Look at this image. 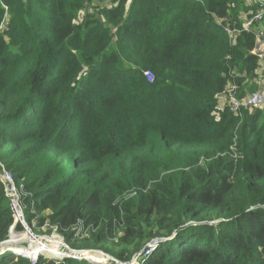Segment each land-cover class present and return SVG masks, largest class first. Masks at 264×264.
Segmentation results:
<instances>
[{"label":"trees","instance_id":"trees-1","mask_svg":"<svg viewBox=\"0 0 264 264\" xmlns=\"http://www.w3.org/2000/svg\"><path fill=\"white\" fill-rule=\"evenodd\" d=\"M93 1L0 0V159L28 218L121 263L264 264V104L220 96L234 72L254 89L255 34L217 20L264 0H96L81 19ZM12 224L0 180V242Z\"/></svg>","mask_w":264,"mask_h":264},{"label":"built area","instance_id":"built-area-1","mask_svg":"<svg viewBox=\"0 0 264 264\" xmlns=\"http://www.w3.org/2000/svg\"><path fill=\"white\" fill-rule=\"evenodd\" d=\"M258 9L251 17L246 19L240 28L235 22L230 25V19L228 17L217 18L218 22L222 24L223 28L229 35L237 32H253L255 34V45L250 50L251 54L256 55L259 58V67L256 75L252 78L255 83L257 81L259 86L258 91H254L250 94L247 92L243 94V90L238 82L237 73H231L229 82L227 84L224 94L220 95L221 100L226 102L229 109L237 114L242 115V108L249 106L251 109L260 108L264 104V95L259 91L264 90V28L259 25L261 17L264 14V6ZM7 9L8 7L5 6ZM94 10L90 4L86 5V9L80 14V18L83 19L86 13ZM4 28H7V22L3 24ZM146 78L149 81H153L155 75L153 71H144ZM0 180L4 185L6 196L10 200L11 209L13 213V224L10 226L8 236L6 239L0 242V256L12 255L14 257L27 258L31 264H38L40 259H47L55 264L65 263L66 259L73 258L79 260H87L100 264H141L140 256L136 254L130 262L121 263L114 259L109 254L101 250H79L69 246L67 239L63 231H60L57 225L51 224L45 220L40 223L39 217L28 218L26 209L27 204L25 202L28 192L25 191L23 184H18L14 174L9 170L6 164L0 159ZM88 228L83 226L82 221H79L75 227L76 234H85ZM39 240L42 242L38 243ZM158 243L151 242L149 246L154 248ZM86 252H91V257L86 256ZM150 251H146L148 254ZM101 254L102 258L98 255ZM97 259H93V257Z\"/></svg>","mask_w":264,"mask_h":264},{"label":"rangeland","instance_id":"rangeland-1","mask_svg":"<svg viewBox=\"0 0 264 264\" xmlns=\"http://www.w3.org/2000/svg\"><path fill=\"white\" fill-rule=\"evenodd\" d=\"M97 4V2H96V0H94L92 3H90V5L93 7V6H95ZM250 83L252 84V85H254V89H251V90H249V87H247V88H242V90L244 89L248 94H250V93H252V92H254V91H258L260 88H259V86L261 87V85L257 82V81H255V83L252 81V78H250ZM261 90V89H260ZM262 91H264V90H262ZM260 93H262L263 95H264V93L263 92H261V91H259ZM1 258V257H0Z\"/></svg>","mask_w":264,"mask_h":264},{"label":"bare ground","instance_id":"bare-ground-1","mask_svg":"<svg viewBox=\"0 0 264 264\" xmlns=\"http://www.w3.org/2000/svg\"><path fill=\"white\" fill-rule=\"evenodd\" d=\"M40 241H41V240H39V242H38V243H40V244H41L42 242H40ZM85 255H86V256H88V257H91V255L93 256V255H95V254H91V252H86V254H85ZM98 257H99V258H102V255H101V254H99V255H98ZM93 259H97V257H95V256H94V257H93Z\"/></svg>","mask_w":264,"mask_h":264},{"label":"water","instance_id":"water-1","mask_svg":"<svg viewBox=\"0 0 264 264\" xmlns=\"http://www.w3.org/2000/svg\"><path fill=\"white\" fill-rule=\"evenodd\" d=\"M153 242H156V240H155V241H153Z\"/></svg>","mask_w":264,"mask_h":264}]
</instances>
